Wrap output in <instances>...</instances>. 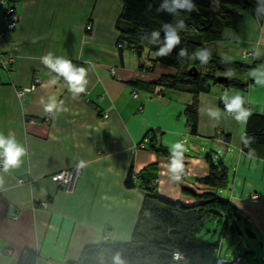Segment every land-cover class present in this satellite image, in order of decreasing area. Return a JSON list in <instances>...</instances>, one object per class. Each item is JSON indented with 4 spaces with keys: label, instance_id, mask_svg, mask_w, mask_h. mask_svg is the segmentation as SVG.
I'll use <instances>...</instances> for the list:
<instances>
[{
    "label": "crops",
    "instance_id": "1",
    "mask_svg": "<svg viewBox=\"0 0 264 264\" xmlns=\"http://www.w3.org/2000/svg\"><path fill=\"white\" fill-rule=\"evenodd\" d=\"M10 7L17 19L6 29L3 15ZM121 7L120 0H0V54L11 61L9 71L0 68V133L14 134L27 148L19 168L4 172L0 167V264H15L24 248L36 251L35 264H65L77 260L85 246L130 241L144 191L139 180L125 186L129 171L138 175L154 165L144 176L156 177L157 193L191 205L210 190L198 181L208 174L206 156L226 166L227 186L218 194L237 208L247 235L236 226V240L252 257L241 255L235 264H264V158L249 159L241 150L245 124L218 105L225 93H239L245 107L264 114V87L249 76L264 64V56L251 55L256 46L264 51V20L243 14L234 29L225 28L220 40L209 44L212 53L248 66L240 75L246 86L199 92L197 131L192 134L183 113L191 95L146 87L175 69L159 61L151 64L145 52L139 58L117 46ZM48 52L88 70L85 93L74 96L66 81L40 62ZM34 78L40 82L19 95ZM49 97L60 111L45 112ZM213 107L221 112L218 121L207 115ZM150 139L166 153L149 146ZM176 142L185 151L180 183L172 182L167 171L169 149ZM72 168L78 172L70 190L51 179L53 173ZM231 249L218 240L216 248L188 252L187 264H213L216 257L232 256Z\"/></svg>",
    "mask_w": 264,
    "mask_h": 264
},
{
    "label": "trees",
    "instance_id": "2",
    "mask_svg": "<svg viewBox=\"0 0 264 264\" xmlns=\"http://www.w3.org/2000/svg\"><path fill=\"white\" fill-rule=\"evenodd\" d=\"M12 1L6 0L9 3ZM120 1L122 7L115 23L118 42L133 50L139 58L145 52V59L151 64L159 61L175 69L173 75L163 74L155 82L147 84L146 87L157 85L161 87V90L188 92L191 95V100L183 113L189 131L195 134L198 121L197 96L199 92H207L213 86L224 88L233 86L243 89L246 83L241 80L240 75L248 69V66L234 60L226 63L223 57L214 53L207 64H201L199 60L178 58L179 50L181 47H185L191 55L202 48L209 49V44L220 40L225 28L234 29L236 27L238 17L246 13H255L256 0H193L196 10L190 13L180 12L178 17L167 12H157V8L163 3V0ZM260 4L264 6V0H260ZM177 18L182 19L185 24V27L180 31V45L176 46L169 55L157 57L156 50L163 46L164 39L161 26L165 23H175ZM153 30H160V43H149ZM72 63L79 67V62L72 61ZM228 69L234 70L235 76L219 82L217 78L225 76L224 73ZM131 84L140 85L136 81H132ZM218 105L224 110L222 99L219 100ZM150 132L152 131H148L145 137ZM244 134L254 137L250 145L254 156L264 158V114L253 111L245 125ZM224 139L228 140L229 136L224 135ZM151 142L150 139L149 146L156 152L166 153V149L155 147ZM241 150L247 154L249 148L241 142ZM205 158L209 165L208 174L199 178L198 181L210 190L200 195L201 201L191 205L164 198L157 193L155 189L156 177L144 176L154 165L148 166L138 175L130 170L124 180L125 186H134L136 180H139V187L144 191L140 212L130 241L85 246L77 260L67 261L65 264H111V257L116 252L121 253L127 264H172V253L176 250L188 254L196 248L218 247V241L205 242L198 238L205 220L213 216H224L225 220L228 218L239 219L240 214L230 201L218 194V190L227 186L226 166L220 159L213 160L210 156ZM234 227L236 228L235 223L232 224L231 230ZM225 229L226 227H224L223 233ZM36 258V251L24 248L15 264H35Z\"/></svg>",
    "mask_w": 264,
    "mask_h": 264
},
{
    "label": "clouds",
    "instance_id": "3",
    "mask_svg": "<svg viewBox=\"0 0 264 264\" xmlns=\"http://www.w3.org/2000/svg\"><path fill=\"white\" fill-rule=\"evenodd\" d=\"M196 10V5L193 0H163V3L157 8V12H167L174 17H178L180 12H192ZM255 17L257 21L264 20V6H261L260 0H256ZM185 27L184 21L177 18L175 23H165L161 26L164 32L163 46L156 50L157 57H164L169 55L172 50L180 45L181 36L180 31ZM148 39V37H145ZM149 43H160V30H153L150 35ZM251 55L255 58L264 56V51L259 46L253 48ZM212 57L210 49L202 48L193 52L191 55L188 49L181 47L178 53V58H187L199 60L201 64H207ZM40 62L55 72L58 76L63 77L66 81L67 89L74 96H79L86 92L88 80V70L82 66H75L71 60L61 56H56L52 52L40 57ZM224 62L230 63L229 58H224ZM226 78L235 76L232 69H228L224 73ZM250 78L253 82L260 87H264V64H261L249 72ZM224 103V112L231 115L232 118L240 124H247L252 112L249 108L245 107L246 100L239 93L229 95L225 93L222 97ZM43 102V100H42ZM45 112L52 113L60 111L57 101L53 97H49V102L45 104ZM207 115L213 120L221 119V112L218 108L207 109ZM242 144L249 148L247 156L249 159L254 157V151L251 149L254 137L244 134L240 137ZM171 157L170 163L167 165V171L170 173L169 179L174 183H180L185 175V151L184 146L176 142L171 145L169 149ZM27 156V148L20 143L16 136L9 133L7 136L0 133V166L4 172H9L12 169L19 168L24 163V158ZM79 166L85 167L84 161H80ZM184 260L182 253L176 250L172 253V264H180ZM111 264H127V261L122 258L120 252H116L111 257Z\"/></svg>",
    "mask_w": 264,
    "mask_h": 264
},
{
    "label": "built area",
    "instance_id": "4",
    "mask_svg": "<svg viewBox=\"0 0 264 264\" xmlns=\"http://www.w3.org/2000/svg\"><path fill=\"white\" fill-rule=\"evenodd\" d=\"M1 2H5V0H1ZM4 20H5V28L6 29H12L14 27V24H15V21L17 19L16 15L13 14V12L9 9V10H6L4 12ZM87 29L90 28V24L87 23L86 26H85ZM118 47H122V43H118L117 44ZM250 53H244L243 56H247L249 55ZM10 59H4L2 57V55L0 54V68L6 70V71H9L10 70ZM111 72H113V70H111ZM40 80L38 78H34L33 82L27 86V87H23L21 89L18 90V94L21 95L23 92L25 91H29L31 89H33L37 83H39ZM133 97H136L137 94L136 93H133L132 94ZM103 116H107V114H104ZM2 167V166H0ZM77 172H78V169L77 168H72V169H67V170H62V171H58V172H55L51 175V179L53 181H55L57 183V185L59 187H61L62 189L64 190H70L72 188V185L74 183V180L77 176ZM135 178V176H133ZM24 182V179H19L18 180V183H23ZM252 198L253 199H257L258 198V195L257 194H254L252 195ZM41 205L42 206H45L46 205V201H41ZM181 252V251H180ZM183 257H184V260L181 261L180 263L182 264H187L188 263V258H187V254L181 252ZM241 255H233V256H229L227 258H222V257H216L213 264H235L237 262H239L241 260Z\"/></svg>",
    "mask_w": 264,
    "mask_h": 264
},
{
    "label": "rangeland",
    "instance_id": "5",
    "mask_svg": "<svg viewBox=\"0 0 264 264\" xmlns=\"http://www.w3.org/2000/svg\"><path fill=\"white\" fill-rule=\"evenodd\" d=\"M126 50H128V48ZM233 223H235L237 228L240 230V232H242L243 237H247V235L244 232L243 226L240 224L237 218H234V219L228 218L227 220H225L224 216H220V217L213 216L205 220L203 228L201 232L198 234V238L199 240L205 241V242H214V241L216 242L218 240L220 241L224 240V242H226L227 249L232 248L231 252L233 255L240 254L245 259L251 258L252 254H249V253L243 254L244 245L239 241V239L236 240L237 237L239 238V235L235 227L233 230H231ZM224 227H226L225 233H223ZM225 236L228 238H226ZM233 238H234V241H232ZM229 256H226V257H229Z\"/></svg>",
    "mask_w": 264,
    "mask_h": 264
},
{
    "label": "water",
    "instance_id": "6",
    "mask_svg": "<svg viewBox=\"0 0 264 264\" xmlns=\"http://www.w3.org/2000/svg\"><path fill=\"white\" fill-rule=\"evenodd\" d=\"M227 78L225 77V76H219L218 78H217V80L219 81V82H222V81H224V80H226ZM247 252L246 251H243V254H246Z\"/></svg>",
    "mask_w": 264,
    "mask_h": 264
}]
</instances>
